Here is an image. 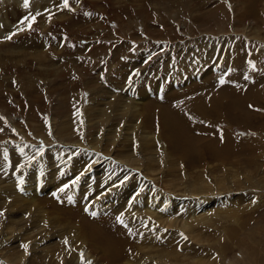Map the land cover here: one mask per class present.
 Listing matches in <instances>:
<instances>
[{
	"label": "rangeland",
	"instance_id": "374dc122",
	"mask_svg": "<svg viewBox=\"0 0 264 264\" xmlns=\"http://www.w3.org/2000/svg\"><path fill=\"white\" fill-rule=\"evenodd\" d=\"M25 2L0 0V264H264V0Z\"/></svg>",
	"mask_w": 264,
	"mask_h": 264
},
{
	"label": "bare ground",
	"instance_id": "6f19581e",
	"mask_svg": "<svg viewBox=\"0 0 264 264\" xmlns=\"http://www.w3.org/2000/svg\"><path fill=\"white\" fill-rule=\"evenodd\" d=\"M21 1H26V0H21ZM30 0H27V3L29 2ZM39 1V0H38ZM48 3H47V6H52L53 7V10L54 11H58L61 7H63V0H46ZM58 1L60 2V4H58ZM13 6H14V8H16V7H20V6H18L17 5V3H10V4H8V3H6V4H4L1 8H0V19L2 18H4V15H3V13L5 12V10H6V8H9V9H11V8H13ZM3 9V10H2ZM17 10H15V11H20L18 8H16ZM2 10V11H1ZM40 10H42V8L40 7ZM39 9H38V6H37V4H36V6H35V12H38V11H40ZM13 11V10H12ZM11 12V11H10ZM21 12V11H20ZM41 13H43V12H45V10H43V11H40ZM35 14V13H34ZM39 14V13H38ZM37 14V15H38ZM11 15V14H10ZM21 15V14H20ZM42 16V15H41ZM46 24V23H45ZM43 25V24H42ZM42 27H44V25L42 26ZM28 28V27H27ZM18 29V28H17ZM22 29V28H21ZM20 29V31H22ZM24 29V28H23ZM26 29V28H25ZM4 33L2 32V31H0V35H3ZM2 42V41H1ZM4 52H6V50H3ZM223 95H224V93H223ZM228 96V95H227ZM231 96V95H230ZM234 100H236V99H234ZM233 100V101H234ZM237 103H241V102H237ZM191 107V106H190ZM243 109V108H242ZM244 109H246V108H244ZM136 114V113H135ZM136 116H137V114H136ZM135 119H136V117H135ZM139 119L137 118V120L136 121H138ZM157 139H158V137L155 135V134H143V132H142V134H141V136H140V139H138L139 141H142V142H144L145 144H147V146L146 147H149V146H156V144H158V142H157ZM138 142V141H137ZM178 144V143H177ZM213 152V151H212ZM194 153H196V152H194ZM204 154V153H203ZM213 156V155H212ZM199 157V156H198ZM200 158H202L201 156H200ZM209 158V157H208ZM195 159V158H194ZM190 160V159H189ZM40 196V195H39ZM37 197V195H33V197H32V199H31V201L32 202H34V199ZM41 197V196H40ZM40 198H37L36 200H37V202H38V200H39ZM38 204V203H37ZM201 208H202V210H206V213H207V206H206V204H204L203 206H201ZM193 210L195 209V208H192ZM207 215V214H206ZM197 219H201V217H199L198 216V218ZM38 230V229H37ZM119 254V253H118Z\"/></svg>",
	"mask_w": 264,
	"mask_h": 264
},
{
	"label": "snow or ice",
	"instance_id": "6c2138e0",
	"mask_svg": "<svg viewBox=\"0 0 264 264\" xmlns=\"http://www.w3.org/2000/svg\"><path fill=\"white\" fill-rule=\"evenodd\" d=\"M25 6L27 7V0H26V2H25ZM63 6H64V7H67V6H68V0H63ZM25 19H27V18H25ZM33 21H34V18H33ZM22 22H23V21H22ZM13 35H15V33H13ZM8 39H11V36H9ZM220 83L223 84L224 81L221 80ZM250 107H251V106H250ZM78 179H79V177H77V180H78ZM77 180H74L73 183H76ZM120 222L123 223V221H120ZM65 243H67V241H65ZM23 247H24L25 251H27L28 246H27V245H23Z\"/></svg>",
	"mask_w": 264,
	"mask_h": 264
}]
</instances>
